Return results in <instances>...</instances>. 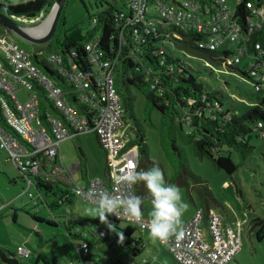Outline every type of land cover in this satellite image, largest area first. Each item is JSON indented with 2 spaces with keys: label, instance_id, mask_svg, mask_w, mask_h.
Masks as SVG:
<instances>
[{
  "label": "built area",
  "instance_id": "2783aa9c",
  "mask_svg": "<svg viewBox=\"0 0 264 264\" xmlns=\"http://www.w3.org/2000/svg\"><path fill=\"white\" fill-rule=\"evenodd\" d=\"M228 2L213 0L212 6L206 13H202L194 0L180 3L176 0H128L126 10L118 15V24L122 28L120 37L124 39L128 32L134 37H141L142 31L148 32L165 19L183 30L206 34V39L199 42L201 49L219 51L228 42L243 45L227 61L228 66L242 64L250 34L261 29L264 24V0H253L247 5L251 10L249 35L243 33V26L235 18ZM43 16L44 13L38 20ZM16 20L33 23L27 19ZM257 50L263 53L260 45H257ZM86 51L90 62L99 71L95 82L80 71L77 65L71 61L65 62L62 56L49 58L58 74L67 80L70 88H64L36 64L33 54L19 47L9 34L0 32V110L4 120L3 123L0 118V149L8 154L16 170L24 175L29 185L25 195L34 205H38V198L31 192L33 178L60 185L65 190L58 201L60 207L75 197L98 206L105 195L121 200L136 196V184L129 185L122 179L130 173L138 172L140 151L136 146L129 147L133 139L129 137L128 129H133L127 123L125 108L115 86L116 62L105 59L99 49V39L88 43ZM72 55L77 57L76 52ZM248 66L256 82V89L260 91L264 88V60L258 62L252 58ZM37 87L44 89L56 112H51L48 107L47 115L42 117L43 97ZM23 88L32 96L27 102H22L17 95V91ZM73 95L77 104L71 100ZM80 106L87 109L88 115L80 111ZM263 128L264 125L259 123L257 127L251 128V132L257 135ZM89 133L96 135L107 154L108 178L90 180L86 186L81 187L74 179V175L81 170V163L65 165L61 153L62 144ZM260 135L264 137V133ZM117 213L109 215L113 220L134 224L141 231L149 232V220L142 217L140 223L134 222L124 207L118 208ZM68 214L71 216V211ZM204 217L203 210L198 209L181 230L179 238L172 236L168 241L160 242L178 264H228L240 249L239 238L245 223L226 226L223 217L212 212L208 232H205ZM99 236L101 239L107 238L104 230L99 232ZM126 241L124 238L121 242L123 247ZM146 243L144 240L139 242V246L133 243L140 256L147 249ZM117 248L115 246L114 250L117 251ZM89 249L88 243L82 242L79 247L81 256H89ZM31 256L32 252L23 245L13 254L17 260H29ZM81 260L70 264H84ZM141 264H150V261L143 258Z\"/></svg>",
  "mask_w": 264,
  "mask_h": 264
},
{
  "label": "trees",
  "instance_id": "16d2710c",
  "mask_svg": "<svg viewBox=\"0 0 264 264\" xmlns=\"http://www.w3.org/2000/svg\"><path fill=\"white\" fill-rule=\"evenodd\" d=\"M194 1L200 6V12L202 13H206L207 9L213 4V0ZM252 1L241 0L234 11V16L243 26L245 35H249L248 25L251 18V10L248 9L247 5ZM55 2L56 0H0V13L10 18L37 20L42 13H44L43 18H46ZM177 3L180 2L177 1ZM99 7L101 9L92 17L94 28L86 33H83L80 28L67 30L64 21V8L53 39L42 50L36 48L37 50L33 52L34 61L50 78L64 88H70L66 82L67 80L58 74L54 65L49 62V57L38 54H43L46 51L52 54L50 57L62 56L65 62L71 61L95 82V77L99 71L90 62L86 45L95 39H99V49L103 52L105 59L116 62L115 86L118 95L122 99L125 112L135 120V96L132 89H136L147 101V116L149 117L154 110L161 114L164 131L163 147L175 168V181L181 187H187L189 186V179L193 180V189H197L203 201L199 207V210H203L205 216L203 230L208 232L213 206H219L220 204L216 200L209 183L202 181L190 170L185 151L180 147L179 142L192 145L196 156L201 159H210L217 169L224 171L230 177L235 175L240 167L232 160V154L237 153L241 161L245 162L255 152V148L250 145L249 138L255 135L251 132V128L257 127L259 123L264 125V88L257 91L256 82L249 69L250 66L242 68V65L246 58L249 60L253 58L258 62L264 60V24L261 29L250 34L246 46L247 54L242 59V64L228 66L227 61L236 55V50L243 47V45H238L236 50L231 48L223 49V51H221L222 49L219 51L201 49L199 42L206 39V34L195 30H183L165 19L160 20L161 22L153 26L148 32L142 31L141 37H134L128 32L125 38L121 39L122 28L120 23L118 24V15L126 10V3L119 5L113 2L107 3L106 7L104 4ZM154 19L158 18L154 17ZM16 22L18 23V20ZM0 32L18 39L17 36L1 25ZM167 43H173L177 49L186 55L207 58L217 62L228 73L240 72L242 77L251 81L254 85L258 101L256 106L245 110L241 114H234L230 110H225L214 95L207 91L205 85L196 79L186 63L174 55ZM257 45L261 46L262 54L257 50ZM73 52L77 53V57H73ZM218 56L220 58H217ZM37 89L43 97L42 117L47 115L48 107L51 112H56L51 101L46 97L44 89L39 87ZM71 100L73 103H78L74 95ZM79 109L88 115L86 108L80 106ZM0 118L4 123L1 110ZM260 133H264V128L260 129ZM260 133L256 136L263 137ZM135 135V140L132 141L129 147L136 146L139 148L140 163L138 172L146 171L148 164H152L147 137L139 125L136 126ZM100 148L107 157L101 145ZM82 173L83 177L86 176L84 171ZM33 187L37 191L38 205H35L37 210H40L41 203L48 205L43 192L48 196L51 194L57 200L65 194V190L60 185L46 183L38 178H33ZM144 188L146 187L143 182L136 184V196L141 199L145 197L142 192ZM73 202L74 198L63 206L72 205ZM28 205V203L25 204L24 208ZM143 205L142 202V208ZM33 219L39 223L57 226V223L51 219L45 220L36 215H33ZM72 219L71 222L64 224L68 232L62 254L67 260L66 264L76 263L78 259H82L81 261L84 263L91 259L95 260L94 251L97 254L108 251L105 254L106 256L109 253L114 255L109 264H141L137 260L140 257V252L133 246V243L139 246V242L143 239L136 236L135 229H132L129 226L130 224L126 229L121 230L119 223L122 221L111 219L106 222V227H102L100 222H96L92 225L95 227L93 229L90 225L79 226L74 221L77 218L72 217ZM109 225L113 227L110 228ZM253 225L259 227L257 239L263 241L264 220L256 219L253 221ZM78 229H81V231H78ZM102 230L107 234L106 239H101L99 236V232ZM137 230L141 231L139 228ZM121 232L124 238L127 239L124 247L120 242L119 233ZM82 242L88 243L89 250H91L90 255L87 257L81 256L82 254L79 252ZM99 245L100 247L97 248ZM115 246L119 248H117V251L114 250ZM0 259L6 264H19L20 261H23L17 260L13 255L8 256L1 248ZM45 264L48 263L45 262ZM53 264H62V261L58 258L53 261ZM94 264H98L96 260Z\"/></svg>",
  "mask_w": 264,
  "mask_h": 264
},
{
  "label": "rangeland",
  "instance_id": "374dc122",
  "mask_svg": "<svg viewBox=\"0 0 264 264\" xmlns=\"http://www.w3.org/2000/svg\"><path fill=\"white\" fill-rule=\"evenodd\" d=\"M118 1L119 5L123 3L121 0ZM177 1L183 2L184 0ZM238 1L231 0L228 2L233 12L236 10ZM107 3H113V0H68L64 11L67 30L80 28L83 33L92 30L94 28L92 17L101 9L99 7L101 4L106 7ZM152 7L153 2L150 4V9ZM48 17L46 18L48 19ZM46 18L32 20L33 23L18 21V24L23 28H36L41 26L47 20ZM19 39H14L17 45L31 54L38 48L42 50L47 45L34 46V44ZM167 45L175 56L186 63L196 79L205 85L207 91L214 95L225 110H230L234 114H241L245 110L256 106L258 101L254 85L251 81L242 77L240 72L228 73L217 62L207 58L186 55L177 49L173 43H167ZM226 48L236 50L238 44L228 42L221 51ZM43 55L50 58L52 54L44 51ZM248 64L249 59H244L242 68H246ZM132 92L135 96L134 115L136 121L126 113L127 123L133 129H128V135L134 139L136 126L139 125L147 137L149 156L152 162V164H148L147 170L159 166L165 182L176 185L180 189L184 202L189 205L182 216L183 228L189 223L191 220H189V217L197 207H200L203 201L197 189H193V180L189 179V186L187 187H181L175 181V168L163 147L164 131L161 114L154 110L148 117L145 97L136 89H132ZM17 95L22 102H27L32 97L24 88L18 90ZM249 142L255 148V152L248 160L242 162L237 153L232 154V160L240 166L237 173L232 177L217 169L210 159H201L196 156L192 145L179 142L180 147L185 151L190 170L202 181L209 183L216 200L220 204L219 206H213V212L223 217L225 224L229 223L228 218L231 219L230 225L238 226L245 223L242 228V236L239 238L237 234L241 247L228 264H264V240L259 241L257 239L259 227L253 225V221L256 219L264 220V137L252 135ZM61 153L67 166H73L81 162L86 180L108 178L107 157L101 150L95 134H83L78 138L64 142ZM74 179L77 185L81 187H84L87 183L83 179L81 170L74 175ZM28 186L24 175L16 170L9 161L8 154L0 149V248L9 256L14 254L19 246L27 247L32 252V256L29 260L20 261L19 264H45V262L53 264V261L58 258L62 261V264H66L67 260L62 255L65 240L68 237L65 223H69L73 220L72 217H75L78 219V221L77 219L74 220L77 225H90L91 228L95 229L92 225L96 222H100L102 227H106V222L112 219L110 215H107L106 221L102 222L96 211L98 206L80 197H75L72 205L60 207L58 206L59 199L57 200L51 194L48 196L44 192L43 195L48 205L41 203L40 210H37L35 205L30 203L29 197L25 195ZM31 192L37 195L35 187L31 189ZM142 192L146 197L142 198L144 204L142 217L149 220L150 196L147 188H144ZM25 202L29 205L24 208ZM69 211L72 213L71 216L68 214ZM33 215L45 220L51 219L57 223V226L39 223L33 219ZM128 225L126 222H120L119 228L124 230ZM129 226L135 229V234H141L144 237L143 239L151 244V247L148 246L137 259L138 261L141 262L143 258H147L151 264H178L163 248L159 240L152 238L146 231L139 232L138 227L134 224ZM106 252L108 251L97 254L94 251L93 256H96L95 260L98 264H109L113 259L114 255L109 253L106 256ZM158 256H162V260H155ZM95 260H88L84 264H94ZM0 264L6 263L0 259Z\"/></svg>",
  "mask_w": 264,
  "mask_h": 264
},
{
  "label": "clouds",
  "instance_id": "9594fccd",
  "mask_svg": "<svg viewBox=\"0 0 264 264\" xmlns=\"http://www.w3.org/2000/svg\"><path fill=\"white\" fill-rule=\"evenodd\" d=\"M44 17V16H43ZM127 184L133 185L143 182L150 196L151 209L148 213V231L152 238L164 243L170 237L182 235V216L189 205L184 202L180 189L165 182L162 170L154 166L147 171L133 172L122 178ZM124 207L134 222L142 220V199L139 196H130L121 200L112 195H105L100 199L96 209L100 220L106 221L107 215L116 214L117 209ZM109 227H113L109 225ZM120 242H123V233H119Z\"/></svg>",
  "mask_w": 264,
  "mask_h": 264
},
{
  "label": "water",
  "instance_id": "95a60500",
  "mask_svg": "<svg viewBox=\"0 0 264 264\" xmlns=\"http://www.w3.org/2000/svg\"><path fill=\"white\" fill-rule=\"evenodd\" d=\"M68 0H56L52 10L55 6L59 5L58 10L56 12L53 24L51 26V29L49 32L43 36V37H35L30 34H28L25 31V28L21 27L17 22L16 18H10L0 13V25L5 28L6 30L12 32L15 36L22 39L23 41H26L28 43L34 44V45H46L48 44L54 37L55 32L58 27L59 20L61 18L62 12L65 8V5ZM52 11L50 12V14ZM49 16V15H48ZM47 19V18H46Z\"/></svg>",
  "mask_w": 264,
  "mask_h": 264
},
{
  "label": "bare ground",
  "instance_id": "6f19581e",
  "mask_svg": "<svg viewBox=\"0 0 264 264\" xmlns=\"http://www.w3.org/2000/svg\"><path fill=\"white\" fill-rule=\"evenodd\" d=\"M58 7L59 5L54 7L48 19L41 26H38L36 28H25V31L35 37L45 36L51 29Z\"/></svg>",
  "mask_w": 264,
  "mask_h": 264
},
{
  "label": "crops",
  "instance_id": "0c3cea01",
  "mask_svg": "<svg viewBox=\"0 0 264 264\" xmlns=\"http://www.w3.org/2000/svg\"><path fill=\"white\" fill-rule=\"evenodd\" d=\"M121 1L123 2L121 5H123V4H125L128 0H124V1L121 0ZM113 2H116V3L119 4V1H118V0H113ZM133 140H135V138H134ZM63 144H64V143H63ZM80 163H81V162H80ZM83 171H84V169H83V166H82V170H81V172H83ZM83 179L86 180V176H84ZM86 181H87V183H86V185H87V184L89 183L90 180L87 179ZM86 185H85V186H86ZM143 209H144V207L142 208V213H143ZM198 209H199V207H197L196 210L193 212V214L189 217V220L192 219V217H194V215L196 214V212H197ZM223 219H224V218H223ZM228 219H229V223H228V224H225V225H227V226H234V225H230L231 219H230V218H228ZM224 220H225V219H224ZM224 222H225V221H224ZM184 227H185V226H184ZM184 227H183V228H184ZM183 228H181V230H182ZM140 232H141V231H140ZM148 233H149V232H148ZM136 236H139V237H141L142 239L144 238L143 236H141V234H139V235L136 234ZM143 240L147 242V248H148V246L151 247V244L149 243V241H147L146 239H143ZM163 248H164V247H163ZM2 251H3V250H2ZM166 251H167V250H166ZM3 252H4V251H3ZM4 253H5V252H4ZM167 253H168V251H167ZM168 254H170V253H168ZM12 255H13V254H12ZM170 255H171V254H170ZM171 256H172V255H171ZM172 257H173V256H172ZM173 259H174V258H173ZM155 260H162V256H160V257H159V256L156 257ZM174 260H175V259H174ZM175 262H176V261H175ZM176 263H177V262H176ZM48 264H49V263H48ZM150 264H151V262H150Z\"/></svg>",
  "mask_w": 264,
  "mask_h": 264
}]
</instances>
